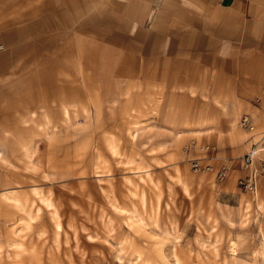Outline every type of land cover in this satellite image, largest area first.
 <instances>
[{
    "label": "rangeland",
    "instance_id": "374dc122",
    "mask_svg": "<svg viewBox=\"0 0 264 264\" xmlns=\"http://www.w3.org/2000/svg\"><path fill=\"white\" fill-rule=\"evenodd\" d=\"M231 4L0 0V264H264V0Z\"/></svg>",
    "mask_w": 264,
    "mask_h": 264
},
{
    "label": "built area",
    "instance_id": "2783aa9c",
    "mask_svg": "<svg viewBox=\"0 0 264 264\" xmlns=\"http://www.w3.org/2000/svg\"><path fill=\"white\" fill-rule=\"evenodd\" d=\"M244 122H247V119H245ZM260 140H261V143L264 144V134L261 136ZM252 151H254V150H252ZM246 162L248 164L253 162L250 154L246 155ZM226 165L227 164H224V163L220 164V166L215 170L217 177L219 179H224L227 177L228 171H227ZM192 166L196 170H200V171H204L205 169L210 170V171L214 170V168L211 164L205 163V162L203 163L200 159H193L192 160ZM246 166L250 168V174L242 183H243L244 187L253 189L257 175L264 174V157L258 156V158L254 162L252 167H250L248 165H246Z\"/></svg>",
    "mask_w": 264,
    "mask_h": 264
},
{
    "label": "bare ground",
    "instance_id": "6f19581e",
    "mask_svg": "<svg viewBox=\"0 0 264 264\" xmlns=\"http://www.w3.org/2000/svg\"><path fill=\"white\" fill-rule=\"evenodd\" d=\"M262 149H263V151H264V146H263L260 150H262ZM256 152H258V150H255L254 153H256ZM249 154H250V153H249ZM251 159H252V161H253V156H251ZM250 164H252V163H250ZM226 167H227V171H229L230 167L227 166V165H226ZM192 169H193L195 172H202V171H200V170H196L195 168H193V166H192ZM204 171H210V170L205 169ZM232 249H234V246H233Z\"/></svg>",
    "mask_w": 264,
    "mask_h": 264
},
{
    "label": "crops",
    "instance_id": "0c3cea01",
    "mask_svg": "<svg viewBox=\"0 0 264 264\" xmlns=\"http://www.w3.org/2000/svg\"><path fill=\"white\" fill-rule=\"evenodd\" d=\"M226 0H221V6H223V7H229V8H231L232 7V4L231 5H224V2H225ZM228 1H230V2H232L233 0H228ZM236 1V0H235ZM212 9V8H211ZM217 14V13H216Z\"/></svg>",
    "mask_w": 264,
    "mask_h": 264
}]
</instances>
